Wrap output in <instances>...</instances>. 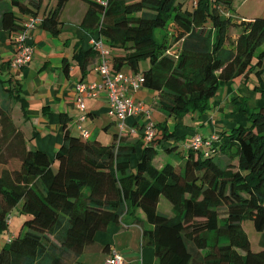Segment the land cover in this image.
<instances>
[{"label":"trees","instance_id":"trees-1","mask_svg":"<svg viewBox=\"0 0 264 264\" xmlns=\"http://www.w3.org/2000/svg\"><path fill=\"white\" fill-rule=\"evenodd\" d=\"M67 1L0 0V27L14 34L35 17L57 35ZM85 1L81 26L101 38L111 70L139 74L167 117L179 123L194 107L213 108L222 83L241 77L248 86L251 74L249 89L263 102L250 107L249 96H236L231 123L198 147L154 120L155 135L132 165L142 138L137 118L136 141L118 128L103 141L60 113L62 138L50 156L12 118L15 103L26 118V101L17 81L0 75V237L12 208L23 217L19 231L0 240V264H71L112 222L137 225L154 264H264V16L241 13L233 0ZM94 58L91 45L72 54L82 76ZM63 70L69 76L66 59ZM160 149L179 158L158 167ZM161 196L173 215L158 210Z\"/></svg>","mask_w":264,"mask_h":264},{"label":"crops","instance_id":"crops-1","mask_svg":"<svg viewBox=\"0 0 264 264\" xmlns=\"http://www.w3.org/2000/svg\"><path fill=\"white\" fill-rule=\"evenodd\" d=\"M54 1L43 0L44 6H51ZM233 5L245 15H258L257 13L264 11V0H233ZM86 6L85 0H68L60 14L62 26L57 35L44 30L40 25L36 26L31 34L34 45L32 58L27 65L20 68L7 67L9 60L15 56L13 34L0 27V69L2 71L0 75L4 79H11L12 82L17 81V92L20 97L25 99L27 106L26 118L21 116L22 110L19 108L17 109L19 113L15 112L12 118L21 126L26 137L31 136V132L34 131L33 144L44 149L50 156L54 155V151H56L54 149H57L62 138L60 113H66V118L71 121H74L78 115V109L74 103L75 83L99 79L95 70L98 64L97 58L90 62L85 76H82L78 65L72 59L74 50L86 49L90 46L92 35L81 26ZM64 59L69 64V76H66L63 70ZM262 67H264V59ZM237 78L241 80V77ZM253 82H248V86L243 82V84L239 83L233 87L230 80L226 82L229 83L227 90L229 93L233 91L239 96H259L253 90H247L253 87ZM148 91L144 87L135 94V97L148 106L152 105L153 117L156 122L166 120L168 128L174 130L178 135L185 136L184 140L192 136L195 131L203 135L208 134L203 132V127L209 124L207 119L202 120L199 127L189 130L185 119L178 123L174 117H167L162 111L155 109L153 107L155 93L152 90ZM260 100L262 99L260 98ZM84 102L87 119L82 123L83 126L89 130L90 135H95L103 141H110L112 138L110 129L115 123L107 114L106 91L100 92L95 97H86ZM17 104L15 103L14 107ZM193 116L191 115V117ZM233 117L234 114L230 113L227 116L228 120H225L224 124L218 125L222 127L231 123ZM107 122L110 123L107 124ZM132 122L133 117L127 118L128 129ZM214 128L210 133L216 132ZM46 129L47 133H45ZM110 132L111 134H109ZM140 142L142 147L144 143L141 139ZM140 152L141 148L137 155L132 156V165L135 164ZM166 154L169 153L160 149L158 156L153 158V163L158 167L161 166L168 160ZM159 156L164 157L162 162L157 161ZM160 202L161 197L157 207ZM12 235L13 233L9 232L6 238ZM137 241H139V245ZM142 245L141 229L137 225L124 229L119 224L112 222L105 229L95 233L92 242L85 246L77 260L71 264H107L112 250H115L122 258V264H154L156 258L153 249L149 245L147 247H142ZM82 258L85 263L80 262Z\"/></svg>","mask_w":264,"mask_h":264},{"label":"built area","instance_id":"built-area-1","mask_svg":"<svg viewBox=\"0 0 264 264\" xmlns=\"http://www.w3.org/2000/svg\"><path fill=\"white\" fill-rule=\"evenodd\" d=\"M103 4L106 0H99ZM198 0H191L196 5ZM39 20L35 17H29L25 23V29L13 34L15 56L9 60L11 68H20L29 63L32 58L34 45L32 42V31L38 26ZM90 45L98 53V64L95 67L98 80L95 81H77L75 83V106L78 109V115L73 121L76 129L82 135L88 136L89 130L83 126V122L87 119L86 106L84 99L86 97H95L100 92L106 91L107 95V114L115 120L118 131L128 129L126 120L129 117L137 118L142 123V141L144 144L151 142L155 135V126L153 119V109L142 100L135 98L134 94L141 89L139 74L133 72L112 71L109 64V52L103 41L99 37H92ZM131 133H136V129L131 124L129 129ZM216 135L212 134L208 137L193 134L191 143L195 146L208 145L212 138ZM11 236L7 237L10 240ZM107 264H122V258L115 250L111 251Z\"/></svg>","mask_w":264,"mask_h":264},{"label":"rangeland","instance_id":"rangeland-1","mask_svg":"<svg viewBox=\"0 0 264 264\" xmlns=\"http://www.w3.org/2000/svg\"><path fill=\"white\" fill-rule=\"evenodd\" d=\"M254 1H257V0H254ZM248 3H250V2H248ZM186 4L191 6L192 5L191 0H187ZM240 12H242V11H240ZM257 14L260 15V16H264V11L262 10V11H260ZM262 49L264 50V44L261 45L258 48V50H262ZM263 77H264V73H263ZM248 79H249L248 82L252 83L254 81L253 80L254 79V75H250ZM231 82H232L233 87H235L239 83L243 84V82L237 77L234 78L233 80H231ZM245 82H247V81H245ZM228 85H229V83H222V85L219 88V90L217 91V93L214 96L210 97L209 102H210V104L212 106H213V103L215 102V99L217 98V100H218V104H216L213 108L211 107V108H208L205 111L203 110L204 112H201V110L198 107H194L193 108L194 110L192 112H190V113H188V114H186V115H184L182 117H177V120L182 122V120L185 119V122L188 123V125H189L188 129L190 130V129L199 127L200 126V122L202 120H206L207 119L209 121V124H207V126L203 127V132H207L208 133L207 135H209L210 132H212L213 127H215L214 131H216V132L220 131L221 127L218 124H224L225 120H228L227 116L230 115V111H231V109L234 106L233 99L236 96H239V95H237V93H233V91H231L229 93V91L227 90L228 87H229ZM145 89L149 90L148 92H151L150 89H148L146 87H145ZM247 90H249V88ZM262 102H263V100H260L259 96H250L248 98V106H250V107H252L254 105H260ZM18 105L19 104H17L15 106V108L18 109L19 108ZM227 111H229V112L227 113ZM192 113L194 115L193 117H191ZM153 119H154V117H153ZM70 122H71V120L68 119L67 123H70ZM113 129L117 130L116 123L114 125H112V129H110V130H113ZM111 132L109 134H111ZM216 132H213V134L216 135ZM45 133H47V129L45 130ZM109 137H110V135H109ZM130 138L133 139L134 141H136V139H138L137 131H136V133H131L130 134ZM140 148H141V142H140V140H138L136 142V151L133 154V156L137 155L139 153ZM54 150H56V149H54ZM179 150H181V148H179ZM178 153H179V151L177 152V154ZM177 154H175V153L168 154V155L166 154V158L170 162H173V161H175L176 159L179 158V157H177L178 156ZM163 158H164L163 156H161V157L159 156L157 161L159 162V160H160V162H162ZM157 208L162 213H166L167 215H173V212L171 211V204L164 196H161V202L159 204V207H157ZM9 219H10V221H9V225H8L9 226L8 232H5L0 237V240L3 239V238H6V236H7V234L9 232L12 234V233H17L19 231V227L21 225V221H22L23 217H22L21 213L19 212L18 208H16V207L12 208V210L10 211ZM137 243L139 245V241H137ZM147 246L148 245H145V244L142 245V247H147ZM151 249H152V247H151ZM83 260L84 259L82 258V260H80V262L81 263H85Z\"/></svg>","mask_w":264,"mask_h":264}]
</instances>
